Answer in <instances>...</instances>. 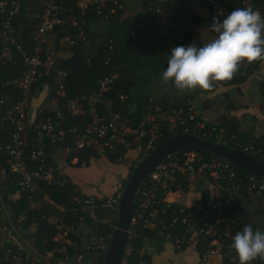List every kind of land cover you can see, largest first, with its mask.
<instances>
[{"label":"built area","instance_id":"built-area-1","mask_svg":"<svg viewBox=\"0 0 264 264\" xmlns=\"http://www.w3.org/2000/svg\"><path fill=\"white\" fill-rule=\"evenodd\" d=\"M180 1L150 0L156 29L159 34L167 38L169 54L176 46L174 45L176 34L197 33L200 30V26L191 17L177 16L176 7L166 9L167 4L178 6ZM203 1L209 7L213 17L218 16L221 10L224 14L230 12L224 6L223 0ZM78 5L83 14L95 6L97 14L105 18H112L123 7L121 0H82L78 2ZM243 6V8L251 6L264 17V10L253 7L249 1L245 0ZM19 7L20 0H0V12L5 13L0 29V61L5 63L14 60L15 63H22L24 69L21 77L11 79L9 83L6 82L19 91V97L12 103L0 98L1 191L3 188L10 191L9 186L3 187L5 182H15L18 184L15 192L28 191V204L35 205L36 196L42 192V183L60 187H69L72 184L71 178L58 172L56 165L50 161L51 149H47L46 140L50 141V147L70 140L66 156L70 153L77 156L81 150L83 152L87 149H92L98 155H107L117 152L118 149L135 148L138 150L135 158L138 163L156 149V145L167 132L192 133L209 139L214 137L215 140H211L226 144L229 140L236 138L229 136L222 126L218 127L216 123L201 120L196 113V100L189 94H181L177 98L181 102L178 106L174 105L175 101L165 104L152 97L149 98L146 109L141 112L136 122L133 121L135 117L132 119L124 116L121 111L115 109L114 100L108 98L106 94L118 78H127L128 71L123 63L116 71L100 76L97 80L98 87L89 95L84 94L69 100L68 103L57 105V111L60 114L65 109L76 112L80 105L85 104L93 118L91 124L85 127L74 125L66 128L61 126L60 122L57 123L50 118L29 116L28 102L34 86L41 78L49 75L56 64L55 51L46 52L43 58L42 37L54 30L57 23L65 22V19L58 16L59 6L51 3L41 14L40 23L32 33L34 45L32 51H29L18 40L13 25V19ZM164 10H167L171 16L169 22L163 18ZM173 16H177V19ZM219 18L223 17L219 16ZM76 19L73 18L70 25L77 24L79 20ZM83 38H85L84 34ZM66 39L71 43L75 41L69 34ZM192 43L194 42L187 41L178 45ZM114 47L110 45V48ZM15 55L19 57V60ZM255 62H241L232 78L248 77ZM56 71L59 77L58 93L65 96L64 81L68 77V71L65 69ZM209 89H214V85L211 84ZM119 99L123 103L127 101L128 96L120 94ZM237 145L241 146L240 142ZM242 147V150L264 159V148L254 142ZM5 162L8 165L11 163L12 167H8ZM197 176L205 177L221 192L218 199L213 200L211 205L209 203L210 210L202 221H199L202 209L197 210L186 204L175 205L168 198L173 185L172 181L179 183L184 179L191 180ZM179 178L180 181H177ZM122 193L123 190L109 197L98 198L93 194L80 196L75 188L71 194L69 209H63L62 216L57 220L59 232L64 234V237L59 239L62 246L56 251L45 253L33 244H26V239L20 236V239H16L21 241L23 250L25 247L28 250H24L25 253H23L8 247L4 250L7 264H61L60 261L65 264L103 263L117 225H112L110 215L115 212L118 215ZM240 195L264 202V177L251 172L240 175L237 168L227 161L194 150H176L168 153L152 167L138 189L121 264H129L126 256L131 254L130 240L143 228L160 229L162 233L172 232L173 237H171L172 234H168L167 237L172 238L177 246L198 250L197 264H207L212 258H217V264H240L238 255L231 247L234 235L243 230L235 207V196ZM64 213L79 218V228L72 222L67 224L68 218L64 216ZM86 213L93 218L90 224L85 221ZM99 213L104 214V218H100ZM98 219L108 224L110 228L114 227L113 230L99 232L96 223ZM9 223L16 232L18 225L14 219H10ZM71 233L80 234L84 242L83 251L77 250V241L72 239ZM56 252L60 253V256ZM142 264H148V262L143 260ZM251 264H264V260L257 258Z\"/></svg>","mask_w":264,"mask_h":264},{"label":"crops","instance_id":"crops-1","mask_svg":"<svg viewBox=\"0 0 264 264\" xmlns=\"http://www.w3.org/2000/svg\"><path fill=\"white\" fill-rule=\"evenodd\" d=\"M65 1L20 0V7L13 19V25L16 29L18 40L27 50L32 51L30 48L32 46L31 35L37 28L35 26L39 25L40 16L47 9L49 3L57 4L62 10L66 8V11L70 8L66 7ZM121 1L123 7L119 9L121 13L118 19H114L117 16H113L112 18L100 16L85 19L86 17L80 18L76 14H71V20L73 18L79 20L76 19L78 21L77 24L70 25L72 26V32H76L75 36H73L75 41L71 43L66 39V30L60 32L55 29L47 32L42 37V47L45 50L44 57L46 52L55 51L57 53L55 69H65L69 74L72 64L71 58L75 56L76 52L74 46L80 40L85 42L84 55L87 58L88 65H92L93 57L103 46L109 43V47L110 45H114L115 47L110 48L111 56L104 62L106 72H109V70L110 72L103 75L116 71L122 63L125 65L128 71L127 78L122 77L115 81H122L120 85L124 86L125 90L118 91L119 93L115 97L119 98L120 94L128 96L127 101L123 102L122 105L127 104L129 113H136L134 117H139L141 112L146 109L147 100L151 97L155 100L170 103L176 101L181 94H190L196 100L195 109L197 116L201 120L219 124L226 131L230 128L231 130L228 129L230 132L234 131V128L237 126L234 122L238 123L239 130L241 131L240 136L245 139L244 142L252 139L250 136L251 129L254 128L257 132L254 131L252 134L257 138H262L264 142V60H261L251 74L243 80H235L231 83H228L230 79L211 81L210 83L214 85V89L212 90L197 87L194 90L181 92L171 82L168 84L160 82V73L167 67V58L170 55L169 44L167 43V38L159 34L156 29L150 0ZM78 2L77 7L80 8ZM185 5L187 7L190 6L196 13L197 18L200 20V30L197 33L176 34L174 40L177 43L193 41L199 47L216 38L217 33L212 31L210 26L211 12L207 4L203 0H186ZM169 7L174 8L177 5H167L166 9H169ZM164 11L167 12V10ZM4 16L5 13L0 12V24ZM64 19L67 22L68 19ZM164 19L169 22L171 19L169 13L168 15L166 13V18ZM83 34L85 38H83ZM174 45L177 44L174 43ZM56 70H53L49 74V76L52 73L55 74V88L53 90L46 80L42 88L35 90L37 85L34 86L28 102L29 116L33 118H50L57 123L60 122L61 126L66 127V114H70L72 115L71 118L78 121L74 125L85 127L91 124L93 118L85 104L80 105L76 112L65 109L64 112L60 113L61 115L58 114L57 105L68 103L69 100L76 99L84 94L89 95L98 86L69 98L66 89L68 76L64 81L65 96H61L58 93L59 77ZM23 72V67L15 63L14 60L6 61L5 63L0 61L1 99L12 103L19 97V91L12 84L7 83L11 79L21 77ZM77 83L81 84L79 79H77ZM114 83L106 94L108 98L115 101L111 95ZM233 90L238 92L239 100L233 99L231 94ZM69 144L70 140L61 142L55 147H50L51 158L58 171L71 178V182L77 189V194L80 196L93 194L98 198H104L112 196L118 190L124 189L123 187L129 177L131 166L137 154L130 160H126L127 153L130 151L126 150L127 152H125L123 160L117 162L110 154L98 155L93 153L92 149H87L83 154V159L80 161L79 158L82 152L77 154V156L73 155V153L68 154V156L65 155ZM172 182L173 185H171L168 198L175 205L186 204L197 210L202 209V213L211 205L213 200L218 199L221 193L217 186L203 176L192 178L190 180L191 190L186 192L180 189L175 191L173 187L177 185V182ZM10 194H12V198L9 199L12 201H20L23 197L22 193L21 196L17 192ZM9 199L5 196L0 197V264H2V255L7 244L14 241L21 242L15 238L13 234L14 230L7 217V212L11 208L7 202ZM65 202L57 201L53 195L48 192L44 193L42 189V195L39 198H35V205L29 204V208L31 211L42 214L48 225L44 231H48L49 228L52 230L57 225V220L63 209H65ZM209 203L210 205L204 208ZM235 207L238 211L239 223L242 228L247 224H251L254 230L258 228L264 231V222H261L264 219L263 201L253 200L244 195L235 196ZM27 216V213H22L19 217V222H16L20 230L24 231L26 238L33 239L36 248H39L38 250L45 251L50 249L42 248L45 245L44 243L51 241L46 239L44 234H42L43 230L41 233L42 237H40L41 241L38 239L39 236L37 234L40 231H38L37 219L32 217L27 220ZM48 219H50L49 222H47ZM24 220L25 222L21 223ZM30 234L33 235L29 236ZM60 244L61 240H57L55 243L51 241L49 245L54 247L56 251ZM25 248L27 249V247ZM142 253L149 257L148 264H197L199 261L198 250L192 247L180 248L172 238L164 237L160 232L143 240ZM217 261V258H212L207 264H217ZM60 263L65 264L62 261Z\"/></svg>","mask_w":264,"mask_h":264},{"label":"trees","instance_id":"trees-1","mask_svg":"<svg viewBox=\"0 0 264 264\" xmlns=\"http://www.w3.org/2000/svg\"><path fill=\"white\" fill-rule=\"evenodd\" d=\"M244 1L245 0H223L224 6L227 9H229L230 11H232L235 8H243L244 7L243 6L244 5ZM246 1H249L250 3H252L253 7H255L257 9L261 8V9L264 10V8H263L264 7V0H246ZM77 2H78V0H66L65 1L66 5H67L66 7L70 8V9H68L66 11H65L66 8L62 10V8H60V6H59V8L57 9L58 12H59L58 16L61 17L62 19L66 18L68 20H67V22L65 20V22H63V23H57L55 25V28H54V30L57 29L60 32H63V30H66L67 34L71 35L72 38H74L73 36H75L74 34L76 32L73 33L72 29H71L72 26H70V21H71V17L70 16H71V14L72 15L76 14V16L80 17V18H82V17L85 18L86 17L85 19H87V18L90 19L91 17H100L101 16V15L97 14V9H96L95 6L90 8V9H88V10H86L87 12L85 14H83L81 12L82 9L77 7ZM185 2H186V0H181L179 6L176 7V10L178 11L177 16H182V17L189 16L193 20H195L197 22V24L200 26V20L197 18L196 13L194 11L192 12V10L190 9V6H188V8H187V5H185ZM167 5H170V3L167 4ZM106 10H108V8ZM120 13H121V10L120 11L118 10L117 13L114 14V17L117 16L114 19H118L119 16H120ZM177 16H173V17L177 19ZM101 17H103V16H101ZM212 18H213V14L211 12V17H210L211 21H212ZM35 27H37V26H35ZM0 29H1V24H0ZM30 39H31V45H32L30 48L32 49L33 45H34V42H33V39H32V35H31ZM174 43L178 45L180 42L177 43L174 40ZM29 44H30V42H29ZM84 46H85V42L82 41V40H80V42H78L77 45L74 46L76 52H75V56L73 58H71L72 64H71L70 71H69V74H68L69 77H68V80H67V87H66L67 96L69 98L70 97H74L76 94L82 93V92L87 91V90H92L93 88L97 87L98 86V83H97L98 78L100 76H102L103 74L110 72V70H109V72H106V68L104 67L105 66L104 65L105 60H107V58L109 56H111L109 43H108V45L103 46L102 49L93 57L92 65H88L87 64V58L84 55V51H85L84 50ZM0 50H1V45H0ZM113 58H114V56H113ZM260 62H261V60H256L255 64L253 65V68H255ZM253 68H252V70H253ZM252 70L250 71V74H251ZM54 75L55 74L52 73L50 76L48 75V76L44 77L43 79H41L36 84L37 86L35 85L36 86L35 90L42 88L43 84H45V80L47 81L48 85H50L51 89L53 90L55 88ZM77 79L80 80L81 84L77 83ZM243 79H245V77H239V78H235V79L231 78L230 80H228V83L234 82L235 80H243ZM119 82H115L114 83V87H113V91H112L113 93L111 94L114 97V99H115L114 107H115V109L121 111L124 116H130V118L133 119L134 116H136V113H134V114L129 113V111L127 109V104H123L122 105V103L120 102L119 98L115 97V95L117 93H119L122 90H125V87L120 85L122 81H119ZM123 83H125V82H123ZM163 103L167 104V102H163ZM180 103L181 102L179 100H176L174 105L178 106V105H180ZM66 117H67V121L65 122L66 123V127H68V126L71 127L72 125H74V124H76L78 122L76 119L71 118L72 115H70V114H66ZM138 118H139L138 116L135 117V119H133V121L136 122L138 120ZM234 123L237 124V126L234 128V131L230 132L229 130H231V129L228 128V127L227 128L229 130L227 129V131H228V135L229 136H232V134H235L236 138L232 139V140H229L228 144H230V145H232L234 147H239V148L242 149L243 148L242 146L249 145L251 142H254L255 144H257L260 147L264 148V142H263L262 138H256L252 134V132H251V135H250L252 137V139H251L252 141L249 140L248 142H244L245 139L241 140L240 139V138H242L240 136L241 131L239 130L238 123H236V122H234ZM220 126L221 125L218 124V127H220ZM173 134L174 133L167 132L166 135L163 138L160 139V141L156 145V148L160 144L165 143L167 141V139ZM211 139L215 140L214 137H211ZM238 142H240L241 146L237 145ZM46 143H47V149L49 150L50 149V141L46 140ZM86 151L87 150H85V151L83 150V152H82V150H81L82 154H80V158H79L80 161L83 159V156H84L83 154ZM125 152H127L125 149H120V150L118 149L117 152H111L110 155L113 156L114 159L120 161V160H123V158L125 156ZM49 159H51L50 161H52V158H49ZM1 162L2 161H0V163ZM5 164L8 165V163H6V162H5ZM135 164H137L136 161H134L133 165L131 166V170H130L129 176H130L132 170L134 169ZM237 171L239 172L240 175H245L246 173H249L247 171H244V170H241V169H238V168H237ZM177 181H180V178L177 179ZM6 185L10 187V191L7 190L6 188L2 189V192H3L5 197L8 196V194H10V193L15 192L17 187H18V184L15 183V182L10 183L9 181H7V182H5L3 184V187L6 186ZM124 187H125V185H124ZM41 188L44 190V193L48 192L51 195H53V197L57 201H59V202L66 201L65 203L68 202L69 205H71V200H72L71 199V194L73 193L72 190L61 189V188L56 187L61 192L60 191H55L49 185H46V183H42L41 184ZM122 190H118L117 192L122 191ZM27 192L28 191L22 192L23 197H22V199L20 201H12L10 199L7 200L8 204L13 209L12 214L7 212V217H8V220H10V219L12 220V218H13L14 221L17 222V223L19 222L17 216L21 215L22 213H27L28 214L27 220L31 219L32 217H35V219H37V222H38V227H39L38 231H40L37 234L39 237L37 235L36 236L40 240V237H42L41 236L42 230L44 231V229L48 225L45 222L46 219L42 216L41 213L30 210L29 204H28V201H27V199H28V193ZM41 195H42V192L40 194L38 193L36 198H39ZM208 205L209 204H206V206L204 208H207ZM11 215H12V217H11ZM98 215H99L100 218H104V214L99 213ZM61 216H62V213L60 214V217ZM64 216L66 218H68L67 224L72 222V223H74V225L77 226V228H79V222H80L79 218L71 217L70 215H67L66 213H64ZM110 216H111V223H112L113 226H115L117 224V221H118L117 212H115L114 214H112ZM84 218H85V221H87L88 224L92 223V219L93 218H91L90 215H88L87 213L85 214ZM24 222H25V220L22 221L21 223H24ZM96 223L98 225L99 232L102 231V230L112 231L113 228H114V227L110 228V226H108V224L102 222V220H99V219H98V221ZM50 232H52V231H50ZM157 232H160L164 237H166L168 234H172L171 237H173V233L172 232L166 231V232L162 233L160 229L143 228V229L139 230V234L133 236L131 238V240H130L131 244H132V250H131V254L126 256L128 261H129L128 262L129 264H142L143 260H146L149 263V257L142 253L143 240L145 238H147V237L154 236ZM13 234H14L15 238H19V239L22 236L23 237L26 236L24 231H22L20 229L17 230L16 232H13ZM42 234H44V236H46L47 235V230L44 231ZM32 235L33 234H30L29 236H32ZM70 236L72 237V239L77 241V247H76L77 250L83 251L85 249L84 248V242H83V239L80 236V234H76V233L72 234L71 233ZM44 244L45 245L42 246V248H50V247H52L51 245H49V244H51V241H47ZM59 246L61 247L62 243ZM8 247H12L14 250L22 251L23 253H25V251L28 250V249L24 248V250H25L24 251L23 247H22V243L18 242V241H16V242L14 241V242L8 243L7 246L4 248V250H6ZM68 247H70V246H68ZM72 249H73V247H72ZM56 254L58 256H60V253L56 252ZM5 256H6V251H4V253L2 255V264H7ZM101 264H102V262H101Z\"/></svg>","mask_w":264,"mask_h":264},{"label":"clouds","instance_id":"clouds-1","mask_svg":"<svg viewBox=\"0 0 264 264\" xmlns=\"http://www.w3.org/2000/svg\"><path fill=\"white\" fill-rule=\"evenodd\" d=\"M210 26L217 33L210 42L171 49L167 67L160 73L161 83L171 82L181 92L197 87L208 89L211 81L231 79L241 62L264 60V17L258 10L251 6L235 8L227 14L221 10ZM231 247L240 264L264 260V231L247 224L234 235Z\"/></svg>","mask_w":264,"mask_h":264},{"label":"water","instance_id":"water-1","mask_svg":"<svg viewBox=\"0 0 264 264\" xmlns=\"http://www.w3.org/2000/svg\"><path fill=\"white\" fill-rule=\"evenodd\" d=\"M176 150L196 152L227 161L235 168L264 177V159L232 145L203 138L192 133H176L137 163L128 177L119 203L118 221L102 264H121L127 243L130 219L138 189L152 167L168 153ZM176 191L191 190L190 180L184 179L173 187ZM210 206L202 213V221Z\"/></svg>","mask_w":264,"mask_h":264},{"label":"rangeland","instance_id":"rangeland-1","mask_svg":"<svg viewBox=\"0 0 264 264\" xmlns=\"http://www.w3.org/2000/svg\"><path fill=\"white\" fill-rule=\"evenodd\" d=\"M52 3V2H51ZM51 3H49V5L51 4ZM55 4V3H54ZM48 5V6H49ZM55 5H57V4H55ZM47 9H48V7H47ZM46 9V10H47ZM45 10V11H46ZM166 13H167V15H168V12H166V11H163L162 12V15L164 16V18H166ZM44 53H45V50H44V52H43V54H42V56H43V58H45L44 57ZM16 58L19 60V57L16 55ZM18 64H20L22 67H23V65H22V63H18ZM53 70H55V68H53L52 69V72H53ZM48 76V75H47ZM44 77H46V76H44ZM43 77V78H44ZM43 78H41V79H43ZM40 79V80H41ZM231 94H232V97H233V99L234 100H239V97H238V92L236 91V90H233L232 92H231ZM70 128V127H69ZM240 128V127H239ZM263 129H264V127H263ZM252 130V132H254V131H256L254 128L253 129H251ZM257 132V131H256ZM235 135H232V137H234ZM257 138V137H256ZM241 140H244L243 138H240ZM138 153V150L137 149H131L130 151H128V153H127V158H126V160H130L132 157H135V155ZM117 162H118V160H117ZM8 167H12L11 166V163L8 165ZM52 189H54L55 191H60L59 189H57L56 187H58V188H61V189H67V190H72L73 192H74V189H75V186H74V184L72 183V184H70V186L69 187H60V186H55V185H49ZM61 192V191H60ZM18 193V195H20L21 196V193L20 192H17ZM1 196H3V192L1 191V187H0V197ZM6 198H12V194H8V196H6ZM51 198V197H50ZM52 199V198H51ZM53 202V201H52ZM69 207V203L67 202L66 204H65V209H67ZM10 208V207H9ZM12 208H10L9 209V212H12L13 211V209L11 210ZM19 217H20V215L19 216H17V218H18V220H19ZM22 217H24V216H22ZM50 221V219H48L47 220V222H49ZM264 222V219L263 220H261V222ZM16 223V222H15ZM17 224V223H16ZM18 228V230L20 229V227H17ZM56 228V229H55ZM55 228H52V230L49 228L48 229V231H47V235L45 236V238L46 239H48V240H51L53 243H55L57 240H59L60 238H63L64 237V234L63 233H61V232H59V225H56L55 226ZM55 230H56V232H55ZM50 231H52V232H50ZM25 239H26V241H25V243L27 244V243H30V244H33V245H35L34 244V242H33V239L32 238H26V237H24ZM60 247V246H59ZM58 247V248H59ZM39 249V248H38ZM57 250V249H56ZM53 251H55V248L54 247H50V249H48V250H45V253H50V252H53Z\"/></svg>","mask_w":264,"mask_h":264},{"label":"bare ground","instance_id":"bare-ground-1","mask_svg":"<svg viewBox=\"0 0 264 264\" xmlns=\"http://www.w3.org/2000/svg\"><path fill=\"white\" fill-rule=\"evenodd\" d=\"M73 234V233H72ZM75 235V234H74ZM80 238V237H79ZM79 245V244H78ZM72 248V247H71ZM69 249H70V247H69Z\"/></svg>","mask_w":264,"mask_h":264}]
</instances>
